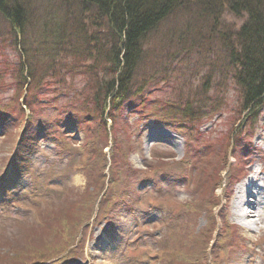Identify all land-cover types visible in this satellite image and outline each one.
Instances as JSON below:
<instances>
[{
  "label": "rangeland",
  "instance_id": "rangeland-1",
  "mask_svg": "<svg viewBox=\"0 0 264 264\" xmlns=\"http://www.w3.org/2000/svg\"><path fill=\"white\" fill-rule=\"evenodd\" d=\"M180 14H182L181 11L175 15H170L169 19L161 27H156L150 31L148 37L153 40L145 44L146 46L148 45L146 47V62H148V65L152 66L151 68L158 72L164 71V66L166 69H171L173 67L172 69L174 70L181 66L182 69L185 68V64L182 63L173 66L175 61L173 62L170 60L174 58L172 55L164 59L166 56L164 54L166 48H162V45L159 43L163 34L168 31L166 29L175 24V27H178V29L179 27H191L192 32H194L192 35L194 36L195 34L197 38V40L194 39L193 41L198 43V46L193 45L196 51L195 55L201 57L200 59H203L207 55L208 59L217 63L212 69L218 79H231L232 71L225 69L220 63L226 64L227 62L224 59L226 58L229 63L231 62L234 65L236 63L239 64L243 59L241 57L242 54L237 57L225 55L221 52L215 37L224 30V27L218 23L214 28L213 23L201 20V18L198 17L200 16L199 12L196 10H194L193 15L190 16H186L185 14L180 16ZM65 16L67 17L68 15L66 14ZM228 17L229 16H223L221 22H231L233 23L232 25H237L234 19H229ZM231 23H229V25H231ZM180 24L183 26H179ZM78 25V27L82 28L81 24ZM201 27H207L206 35H203L202 38L198 36ZM33 28L36 29L38 27ZM11 31L15 33L16 36L19 35V32L14 27H11ZM54 31V27H49L46 33L53 35ZM36 35L38 36V34ZM114 35H116V32H114ZM10 37L11 34L8 33L5 35V39L0 41V85L2 86V90L0 91L4 99L3 101L9 100L15 94L14 80L18 72L14 70L13 66L19 62V49L22 50L21 46L17 45V50L9 45L10 42L8 39H10ZM23 40L22 37H18L17 43ZM96 43L98 44L94 45L102 44L100 39H97ZM193 44L195 43L193 42ZM201 48H205L207 51L202 53ZM169 49L174 50L171 46ZM104 54L108 61L110 59L109 54ZM156 57L159 58L156 59ZM95 61L97 64L98 59ZM210 64L212 65V63ZM94 67L98 70L90 72L87 77V86L91 93L95 91L96 85L102 83L104 78L101 65L97 64ZM110 68L112 69V67ZM57 69H60V73L63 75L60 85H56L60 90H64V85L67 86L68 91L72 89V86L73 89L76 90L81 87L82 81L80 80L74 81L73 84L70 81L64 82V63H61ZM3 71L4 73L1 74ZM167 71L169 72V70ZM183 73H185V78L189 76L188 69H183ZM247 73L248 76H252L251 73ZM100 74L102 75V80L100 79ZM252 74L254 75L255 73L252 72ZM200 77L198 76L196 78L199 79ZM57 80L58 78L49 79L47 73V77L44 78L43 82L48 85H55ZM250 80H252V78H249L248 81H246V79L242 81L252 83ZM95 81L97 82L95 83ZM218 82L219 80L216 83ZM240 83L242 82L240 81ZM255 84H257V82H255ZM217 85H219V83ZM216 86L210 89L203 88L204 93H207L205 96L212 95L213 92L214 95L211 96V101L207 102L208 99L200 94L197 95V98L192 99L197 107L203 108L201 111L198 109L200 114H206L209 103H212L214 100L216 106L221 103L219 106L221 108V115L206 116L204 124L201 127L202 135L200 140L202 142L200 146L204 148H202L203 150L200 156H194L198 165L196 170L188 171L178 165V161H180L185 154V145L182 139L177 138V136L173 138L171 136L155 135L152 142L146 146L144 140L150 134V129L154 128L155 123L149 121L146 124L137 125V114L131 113L132 110L130 109L124 112V115L127 117L125 123L127 122L130 126L128 127V131L121 132L120 129L122 126L119 125L117 127V136L119 140L131 143L129 145L131 147V152L129 153L130 147L126 148L122 146V149H115L112 155L115 162L127 161V159L129 161V164L126 166V162H122V167L124 168H119V171L113 170L110 174L107 172L112 180L119 178V189H116L118 194L114 196H110L113 189H109L112 180H110L111 182L108 184L109 190L105 189L104 191H99L100 189H96L94 185L98 177L93 172H89L88 182H85L83 170L73 174L67 171L65 166L63 169L62 166L59 167V172L56 173L53 165L55 164L54 162L57 163L59 160L54 158L52 153L47 152V154H45L41 149V147L50 149L51 142L48 140L43 142L37 140L32 148H30L33 152H37L35 156L30 155L21 158L19 154H13V150L15 149L10 146L8 137H6L7 139L5 142L7 144H3V142L0 143V183H5L4 181L13 178L12 172L9 173L11 167H7L6 171L8 172L6 175H4L2 171V167L7 165L10 158L15 159L12 160V163L15 164L17 171L21 172V175L15 179H19L14 186L15 189H12V187L8 188V191L0 198V264H25L34 260L32 255L42 259L40 264H48L46 263L48 259L57 256L59 252L64 253L66 248L70 246L69 243L73 244L72 242L64 241L61 236L57 235L56 230L59 226L58 218L60 219L63 215L62 217L69 220L70 223L77 221L81 217L82 212H92L100 200H107L99 207L98 215L95 220V223L100 222L101 225L97 226V224H94L92 227L90 226L89 230L85 229L81 240L79 239L80 244L78 246V251L82 250L84 241L86 243L84 250H82L84 251L83 256L77 261L79 264H156L159 259L156 257L159 249L156 241L160 236L161 239L164 238V250L170 255L175 251L181 250L179 245L183 247L185 242L187 244L190 240L192 242L196 236L197 238L208 237L209 233H213V231L210 230L212 226H215V230L218 229L220 220L217 221L215 217L218 215L219 211H223L225 215L227 214L230 221H232L231 224L234 225L235 218L231 213V208L238 187L236 183L232 184L229 182V174L226 177L227 171L230 173L231 171L224 162V153L216 152L214 147L218 145V141H220V134L224 135L226 132V117L229 114L234 115L233 109H238L239 106L240 109L242 108V105L239 103V99H241L240 96L241 94H245L247 97L248 93L246 90L235 87L237 84L234 86L232 81L229 82L228 87L233 88L234 92H222V90H224V85ZM156 90L157 93L151 94V98H167L169 95V92L164 88L161 92H159L158 89ZM71 91L72 90H70V92ZM260 107L262 108L258 117H256L257 120L255 122V127H253L254 129L248 130L244 127L242 128L244 131H241L243 136H248L246 133L252 131L249 134V139L246 137L245 141L242 142H247L248 145L237 147L235 155L240 157L242 165H247L246 163L248 162L249 164L255 163V166L260 171L262 170V172H264V104ZM244 123L245 121H242V124ZM39 131L42 130L39 129ZM17 132L18 131L14 129L12 131L13 134H17ZM236 135L238 136V133ZM236 135L233 134L232 138L237 137ZM74 141H76V144H80L81 135L76 134L71 141L66 140V146L72 149L74 147ZM143 144L144 150L142 148ZM207 145L208 147H206ZM150 147L152 150L149 149ZM105 153L107 154V152ZM79 157H81V155L77 153L76 159ZM242 161L245 163L243 164ZM231 163H233V161ZM28 165H31V172H29ZM246 169L250 168L246 167ZM233 173L235 178H241L239 175H242V173L244 174V170L237 164V166L233 168ZM56 174L64 180V189L58 190V185V187L51 186ZM168 175H170V177L167 178ZM137 176L142 179H153L161 176L160 182L164 184L159 188L163 189V191L159 194L149 191L142 193L143 187L137 185L139 181ZM33 177L38 181L39 187L30 189L25 196L30 198L28 206L23 208L24 210L7 208L8 205L6 201H4L6 197L10 199L13 196H17L27 185L34 187L35 185L28 181V179L32 180ZM86 186L88 188V196L85 195L84 198L80 200L81 193ZM18 188L22 189L19 190ZM0 189H4V187L1 186ZM103 192H105V194L98 195V193ZM33 197L37 199L38 203L46 201V208L40 207L41 205H39V212L30 208L31 199ZM23 199L24 198L16 202V205L22 202ZM114 202L117 204L115 205ZM64 203L66 205H64ZM185 205L194 208L193 214H190L191 224L188 226L186 223L189 219H187L186 222L183 221V210L186 207ZM66 208L68 210L65 214H61ZM113 208H115L113 212L112 210H108ZM156 208L159 211L164 209L163 213L151 212L152 209ZM258 209L260 208L258 207ZM17 213L20 215H16ZM107 213L110 214V220L107 223L101 222V217ZM24 214L26 216L23 218L22 216ZM34 215H37L35 218L36 220L39 219L40 222H42L40 223L41 225L33 221ZM164 215L166 216L164 217ZM256 215L258 224H256L255 227L251 225L250 230H247L243 226L249 219L245 221L241 220L243 225L240 223L241 226L237 228V230H239V239H237L234 244L229 245L225 252L223 251L217 256L220 262L226 261V264H264V213L260 210ZM178 216H181V222L178 221ZM69 222L68 227L71 229ZM247 225L248 224H246V226ZM54 226H56V228H53ZM59 228H61V226ZM74 230L75 229L71 230V232H75ZM76 252L75 254L80 253ZM185 254L193 255L191 251H187ZM193 258L197 262L201 263L202 261L201 256L195 255L194 257L193 255ZM206 263L205 261V264Z\"/></svg>",
  "mask_w": 264,
  "mask_h": 264
},
{
  "label": "trees",
  "instance_id": "trees-1",
  "mask_svg": "<svg viewBox=\"0 0 264 264\" xmlns=\"http://www.w3.org/2000/svg\"><path fill=\"white\" fill-rule=\"evenodd\" d=\"M70 3H77L78 5L73 6V12L80 10L81 14L74 15L73 12L67 11ZM194 10L199 12L198 17L201 20L213 23L214 27L220 23L224 27L223 31L232 37L249 38L242 45L244 51L241 50L242 76L246 81L252 78V83L245 81L243 85L248 93L247 97L244 96L243 108L254 107L258 103L256 99L259 100L264 93V79H261L264 77V0H0V38L2 34L10 33L12 39H15L16 34L11 31V27H14L26 41V65L29 55L32 54H28L32 50V44H36L33 50L35 51L44 43L55 53L54 56L64 54V62L71 57L68 65L73 63L77 70L82 68L86 78L90 72L98 70L94 67L98 63L86 66L84 62L88 59H98L105 67H101L104 78L102 80L100 74L102 83L96 85L95 91L89 94L95 97L94 108L101 115L105 112L106 97L115 88L114 80L106 76L117 74L118 89L120 92L124 91L131 76L137 72L135 70L138 69L143 55L146 56L143 44L148 42L150 31L161 27L170 15L181 11L180 16H190ZM225 14L244 19V23L236 32H232L231 25L221 22ZM83 15L86 16L90 29L106 32L98 36L102 44L87 43L86 30L78 27V24L83 26ZM163 15L166 18L162 19ZM49 27H54L53 35L46 33ZM185 40L184 36L178 38L182 43ZM96 48L99 49L98 52H95ZM66 51L74 53V56H68ZM104 51L109 53V65L102 60L105 59ZM92 53L96 54V57ZM247 72L252 76H248ZM87 106L88 102L81 105L82 108Z\"/></svg>",
  "mask_w": 264,
  "mask_h": 264
},
{
  "label": "bare ground",
  "instance_id": "bare-ground-1",
  "mask_svg": "<svg viewBox=\"0 0 264 264\" xmlns=\"http://www.w3.org/2000/svg\"><path fill=\"white\" fill-rule=\"evenodd\" d=\"M121 1L124 2V0H120V2ZM120 4H122V3H120ZM161 17H162V19L163 18H166L165 15H163ZM166 21L167 20L165 19L163 21V23H165ZM231 29H232V32H236L237 31V27H231ZM188 32L189 33H194V32H192L191 29H189ZM172 35L175 36V38L178 39L180 37V36H178V35H180V32L173 31L172 32ZM195 40H197V38ZM211 40H213V39H211ZM215 40L219 44L220 50H221V52L223 54L239 57V56H241L242 51H244V50H242V45H244L247 42V40H249V38H247L246 36L243 39L241 37L234 38L229 33L223 31L220 34H217L216 35ZM166 41H167V43H169L171 45H174V43H173L174 38H166ZM194 43L198 46V43H196V41H194ZM186 44L188 45V47L192 48L191 44H189V43H186ZM201 50L203 52H206L207 51L205 48H201ZM239 50H242V51H239ZM158 58L159 57H156V59H158ZM224 59L226 60L227 63L226 64L223 63V64H225L228 67H233V64L231 62L229 63V61L226 58H224ZM201 60L203 62H205L206 66L208 68H213L215 65H217L216 62H214L213 60L208 59L207 57H204ZM242 62H243V60L240 61L239 65H242L243 64ZM142 63H143V60L139 62V65H141ZM210 63H212V65ZM228 67H225V69H229ZM200 68H202V66L196 65V70L197 71L193 69V71L190 72L191 74H194L195 75V79H196V77H198V76L200 77L201 75H203V73H205V74L208 75L211 72V75H210L211 76L210 77L211 80H214V81L216 80L214 78L215 75L213 74L212 71H209V70H207L205 68H202V69H200ZM249 71H250V68H249ZM261 79H264V77H261ZM203 81L205 83H208V80L206 78ZM190 86H195V84L194 83H191ZM261 99H262V97L259 100L256 99V102L261 103L260 102ZM3 100L4 99H3V97L0 94V102L3 101ZM19 103L20 104H27L28 102L25 101V99L22 97V98H19ZM11 106H12V104H11ZM13 106H14V108H16L17 107V103H13ZM11 110L12 109H10V110L9 109L4 110L3 107H1V105H0V114H3L2 112H4L9 118H11V117H14L15 118V114H16V110L17 109H14L12 112H10ZM198 115H199V113H198ZM30 125H31V123L28 122V124L25 126L26 132H29V130H30L29 129V126ZM164 131L161 132V133H163V135H166L167 136V135L170 134L169 131H167V130H164ZM6 136H7V133L4 131V129L0 125V143L1 142H3V144L5 143V139H6L5 137ZM150 136H152V134ZM149 139L150 138L147 137L146 141L149 140ZM23 147H26V145H23ZM99 164H104V166H99ZM104 167H105V163H104V161L102 159H100L97 163H95V161L93 160V158H90L89 163L83 167V175L85 176V182H88L89 181V178H88L89 172H93V173H95L97 175L98 179L96 180V182L94 183V185H95V188L96 189H100L99 191H104L105 189H107L108 188V184L110 183V180L109 179H106L105 180L106 172H104ZM237 187H238L237 188L238 190H237V194L235 196L234 203H233L232 208H231V213L233 214V216L237 220H244L245 221V220L249 219L248 212L249 213L250 212H253L254 213L255 204H256V201L258 200V199L255 198V202L254 201L249 202L247 199H249V196L252 197V193H254V195L256 197H258L259 191L257 190L258 188H256L257 187V184H253L252 181L249 182V183H247L246 185H244L243 182H242V184L238 185ZM113 190H114V192H116V189H113ZM216 217L217 218H220V219L221 218L224 219V217L226 218V215L219 211V213H218V215H216ZM225 223H226V221L223 220V224H225ZM248 223H249V221H246L244 223V225H246ZM58 224L59 225H63L64 228H66V226H67L65 221L64 222H60ZM81 231H83V227L81 228ZM76 237L78 238V236H76ZM198 238L204 240L206 237H198ZM225 238H227V237H225ZM229 241H230V239L227 238L226 241H225V243H228Z\"/></svg>",
  "mask_w": 264,
  "mask_h": 264
}]
</instances>
